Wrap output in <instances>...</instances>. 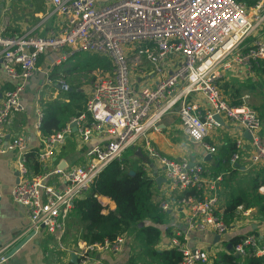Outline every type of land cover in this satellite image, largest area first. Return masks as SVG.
I'll list each match as a JSON object with an SVG mask.
<instances>
[{
  "label": "built area",
  "instance_id": "obj_1",
  "mask_svg": "<svg viewBox=\"0 0 264 264\" xmlns=\"http://www.w3.org/2000/svg\"><path fill=\"white\" fill-rule=\"evenodd\" d=\"M11 3L4 0L1 8L9 11ZM47 6L62 17V30L45 36L6 35L5 28L0 30V63L7 83L13 85L1 93L0 155L16 154L19 181L11 190V200L24 208L28 233L42 229L53 235L64 233L76 202L92 190L100 174L146 140L150 130H159L163 117L177 105L185 134L208 153L217 152L205 140L222 127L215 119L219 116L239 128L229 163L233 166L245 159L252 167L264 169L260 114L248 104L249 95L242 97V105L232 106L219 85L226 73L239 69L255 73V63L264 61V36L248 42V35L264 24V0L251 10L236 0H50ZM80 52L109 58L112 72L96 77L85 113L44 138L38 151L42 171L34 174L27 157L29 137L6 141L10 119L23 111L21 98L31 79L43 76L51 83L52 70ZM131 55L136 62L145 57L151 64L158 80L155 86L134 88ZM170 58L175 59L168 62ZM170 65L173 68L168 72ZM57 83L70 90L64 76ZM43 116L38 108L35 128L39 133ZM74 126L81 142L97 136L102 143L85 151L82 165L65 170L52 167L51 161L74 134ZM146 150L148 160L164 169L171 192H198L211 184L208 196L186 195L175 203L169 198L160 207L170 211L175 205L186 211V231H176L169 241L170 248L182 256L178 264H212L220 252L227 251L226 243L215 251L190 248L188 233L220 236L219 246L224 236L249 217L250 210L239 206L234 223L228 226L215 193L222 176L211 178L202 163L191 166L189 158L163 156L148 141ZM2 197L0 192V202ZM127 241L124 234L103 243H85L80 264H90L92 252L120 253ZM9 248L0 243V264L8 262ZM230 252L242 260L264 257V245L258 236L249 235L232 245Z\"/></svg>",
  "mask_w": 264,
  "mask_h": 264
},
{
  "label": "crops",
  "instance_id": "obj_2",
  "mask_svg": "<svg viewBox=\"0 0 264 264\" xmlns=\"http://www.w3.org/2000/svg\"><path fill=\"white\" fill-rule=\"evenodd\" d=\"M49 1L50 0H12L10 5L11 9L5 11L4 7L3 9L1 8V6H4V0H0V30L5 28L6 35H23L31 32V34L42 36L50 32L62 30V17L54 12L52 6H47ZM253 1L255 0H243L241 2L248 5ZM16 4H19L21 7L18 11H16L15 8ZM248 6H250L251 9L254 5ZM262 36H264V24L258 28L254 37L248 39V42H252L253 39ZM82 56L85 57L86 54L82 52L76 53L67 61L55 67L50 74L51 83H48L43 76L30 80L21 98L24 109L22 112L16 113L11 117L7 127L8 137L6 141H10L20 135H25L29 137V149H36L39 151L44 144V136L41 131L39 133L35 128L38 108H41L44 114L46 104L49 102H56L60 105L71 104L72 101L69 100L68 92H71L73 89H76L77 92L83 95V102H85L86 106L89 96L92 93L96 77L93 81H89L87 78H82L81 81L79 79L70 80V76L77 74L75 72L79 70L87 71L86 73L89 75L99 70L111 73L112 63L109 58L98 55L99 57L105 58L107 60L105 61L110 63V69L98 67L91 70L89 65L81 69V65L86 61ZM73 57H77L79 62L73 67L63 68L62 70L61 67ZM134 58L133 55L130 56L132 84L134 88L139 90L142 87L155 86L158 80L151 64L145 57L139 58L140 62H136ZM174 59L175 58H170L168 62ZM75 68H77L76 71H73ZM171 68H173L172 65H170L168 72L172 70ZM60 76L65 77L70 86L69 91H65L63 87L57 83V79ZM254 80L260 81L256 73H249L246 70L239 69L234 72L226 73L219 85L223 94L229 103H231L230 91H225V87L236 84L244 87L249 85L250 81L254 83ZM254 84H256V82ZM12 86L11 83H7L0 63V102L2 98L1 93L6 89H11ZM45 89H53L54 92L49 91L50 96L42 100L40 94ZM247 89L248 88H244L242 90L239 99H242L244 95L250 94ZM223 123L221 128L214 130L205 140L208 144L216 147L217 152L214 154L208 153L200 144L195 143L187 137L179 117L178 105L163 117L159 124V130H150L146 138V140L157 148L163 156L172 160L189 158L192 161V159H194L195 163H202L204 165L205 169L210 172L211 178L222 176V181L216 183L215 186V193L218 196V210L220 212L223 211L227 201L234 195L250 192L253 188L256 172L264 170L262 168L252 167L247 160L242 159V161H239L233 166L230 163H223L224 167L221 166V168H223L221 171H218V169H220L219 160H225L231 157L233 153L231 148L234 146L235 138L239 135L238 127L224 119ZM146 140H142L138 146L130 150L128 154L134 161L135 168H127L130 171L133 170L136 172V170L140 168L143 169V166L148 164L149 167L146 170L143 169V171L155 180L157 200L161 203L170 198L171 201L173 200L175 203L177 199L183 197L186 192L178 193L169 190L164 169L157 163L148 160ZM102 141L103 140H100L97 136H94L88 142H81L77 130L74 128V134L67 139L65 146L55 155L50 165L54 168H61L63 170L72 166L82 165L85 162V151L97 144H101ZM248 148L250 147L248 146ZM233 150H235V148ZM227 152H230V155ZM125 155L126 154H124V157ZM209 155L212 157L209 158ZM124 157L123 159H126ZM126 157L128 158L129 156ZM207 157L209 158L208 160H206ZM15 161V152H8L5 155H0V192L3 195L0 202V243L3 245H10L8 253L30 234L28 233V228L30 226L29 219L25 215L24 208L14 204L11 200V190L13 186L17 184ZM228 169H230V171ZM210 186V183H206L203 189L198 192L192 189L191 192L194 193L190 195L208 196L211 192ZM259 192L264 195V185H260ZM98 200L105 207V212L115 210V203L109 198L99 196ZM248 210H250L249 217L243 218L242 220L244 221L240 226L234 228L225 236L226 246L230 244V239L232 237L245 235L252 229L257 231L258 237L264 245V221H262L263 219L261 217H258V219L252 218L253 215L255 216V208ZM168 212L171 219L166 224L165 228L171 230V236L167 234L166 229L163 230L161 239L156 246V249L159 251L171 249L169 241L176 231H186L183 221L186 211L183 210L182 207L175 208L174 205V208ZM81 230L82 228L79 227L74 217L69 218L65 231L62 234L53 235L42 229L39 233H36V236L22 249L9 258L6 264H80V254L85 246V243L80 239ZM127 235L128 241L120 253L110 254L108 252H92V254H90V264H157L147 250L136 243L135 235ZM188 238V246L190 248H208L212 251H215L214 248H216V244L219 242H215V236L210 232H189ZM225 252L226 251L220 252V255ZM227 252L230 251L227 249ZM74 259H76V263L73 262Z\"/></svg>",
  "mask_w": 264,
  "mask_h": 264
},
{
  "label": "trees",
  "instance_id": "obj_3",
  "mask_svg": "<svg viewBox=\"0 0 264 264\" xmlns=\"http://www.w3.org/2000/svg\"><path fill=\"white\" fill-rule=\"evenodd\" d=\"M236 1L242 3L243 0ZM257 1L248 5H255ZM98 55L87 59L80 68L83 69L89 65L91 70L98 67L110 69V63L102 58L104 56L99 57ZM253 69L264 88V61L255 63ZM225 88V91H230V104L240 106L243 104L239 99L242 90L244 88L252 89L254 85L249 84L243 87L236 84L228 85ZM68 97L72 101L71 104L60 105L56 102L46 104L40 128L44 138L65 127L72 118L85 113L86 106L81 93L73 89L68 92ZM234 148V146L231 148L233 152ZM227 153L230 155V152ZM27 157L34 174H40L42 170L38 161V150H30ZM229 159L230 157L219 160L220 169L218 171L224 167L223 163H229ZM221 166L223 167L221 168ZM127 167V160L123 158L111 163L97 178L92 190L76 202L71 217H74L79 227L82 228L80 239L86 244H94L103 243L105 240H114L120 235L132 234L136 237V243L147 250L155 263L178 264L182 256L175 249L163 251L156 249L164 229L171 236V230L165 228L171 216L168 211H164L160 207V201L156 198L155 180L148 176L142 168L136 170L134 175H130V170ZM230 169L228 170L230 171ZM260 185H264V170L256 172L250 192L234 195L227 201L220 213L228 226L234 223L239 206H243L245 210L257 208L259 217L264 221V195L259 192ZM96 193L113 201L116 206L115 210L105 212V207L95 196ZM193 193L190 190L184 196ZM249 235L258 236V233L252 229L245 235L232 237L230 243L235 245L241 238ZM212 264H264V257L253 256L242 260L236 258L232 252L226 251L219 255Z\"/></svg>",
  "mask_w": 264,
  "mask_h": 264
},
{
  "label": "rangeland",
  "instance_id": "obj_4",
  "mask_svg": "<svg viewBox=\"0 0 264 264\" xmlns=\"http://www.w3.org/2000/svg\"><path fill=\"white\" fill-rule=\"evenodd\" d=\"M106 2L108 1H111V0H104ZM248 8V10H251L250 9V6H248L247 4H245ZM15 8H16V11H18L21 7L19 4H16L15 5ZM262 15V14H261ZM260 15V16H261ZM258 30V29H257ZM257 30L253 31L251 34L248 35V39L252 38L255 33L257 32ZM85 54V53H84ZM87 55L84 57V60H87L89 58H92L94 55H97V54H93V53H86ZM79 62V59L77 57H73L71 58L63 67H61V69L63 70L66 69V68H70V67H73L75 66L77 63ZM87 72V71H86ZM84 70H79L75 73L77 74H73L72 76H70V80H74V79H79L81 80L82 78H87L89 81H93L95 77L99 76L101 73H103L101 70L99 71H95L93 73H91L90 75L87 74ZM82 81V80H81ZM256 84L252 83L253 81H250L249 83L250 84H253L254 85V88L252 89H247V91L250 92L249 94V99H248V104L253 107L254 109H256L259 113H260V116L262 118V123H263V134H264V88L262 87V84L260 81H256ZM49 91L51 92H54V90H50V89H45L41 92L40 96H41V99L42 100H45L47 97L50 96V93ZM245 91V92H247ZM130 152V150H128L125 154V157L126 160H127V166L129 168H135V163H133L134 161L131 159L130 155L128 154ZM126 156H129L128 158ZM256 212L254 213L255 216L253 215L252 218L253 219H258L259 215H258V209L255 208ZM224 243H225V236L222 238L221 242H220V245L219 246H216V248H214V250H217V248L221 247V246H224ZM223 249V248H221Z\"/></svg>",
  "mask_w": 264,
  "mask_h": 264
},
{
  "label": "water",
  "instance_id": "obj_5",
  "mask_svg": "<svg viewBox=\"0 0 264 264\" xmlns=\"http://www.w3.org/2000/svg\"><path fill=\"white\" fill-rule=\"evenodd\" d=\"M215 119H216L218 122H220L221 124H224L223 121H222V119H221L219 116L215 117ZM74 128H75V126H74ZM75 129H76V128H75ZM244 136H245L246 138H248V139L251 138V136H250V134H249L248 132H245ZM138 152H139V150H138ZM208 157L210 158V157H212V156L209 155ZM208 157L206 158V160L209 159ZM194 164H195V160L192 159L190 165L193 166ZM129 173H130V175H134V174H135V172H134L133 170L130 171ZM16 177H17V183H18V181H19L18 173H16ZM158 182H159V181H158ZM95 196L98 198V197H99V194L96 193ZM35 236H36V232H31L27 237H25L21 242H19L15 247H13V248L10 250V252L8 253V255H7L8 259L11 258V257H12L15 253H17L20 249H22V248H23V247H24V246H25V245H26L31 239H33ZM220 239H221L220 236H216V237H215V242L220 241ZM227 249H228L229 251L232 250V244H231V243L228 244ZM236 258H239V257L236 256ZM73 262L76 263V259H74Z\"/></svg>",
  "mask_w": 264,
  "mask_h": 264
}]
</instances>
